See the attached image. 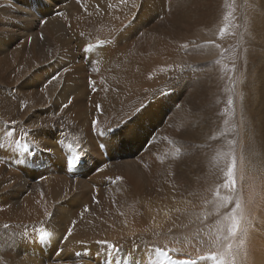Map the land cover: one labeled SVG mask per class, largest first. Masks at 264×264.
<instances>
[{"label":"bare ground","instance_id":"obj_1","mask_svg":"<svg viewBox=\"0 0 264 264\" xmlns=\"http://www.w3.org/2000/svg\"><path fill=\"white\" fill-rule=\"evenodd\" d=\"M41 1L0 0V264H119L123 253L170 264L158 248H194L178 240L191 227L174 222L224 193L205 149L214 117L209 61L182 70L189 39L219 32L212 21L223 1L50 0L56 12L39 18ZM252 4L236 92L248 91L236 145L244 219L215 264H264V0ZM116 143L127 146L119 156L108 149ZM91 156L103 162L92 173ZM40 229L51 235L40 239Z\"/></svg>","mask_w":264,"mask_h":264},{"label":"rangeland","instance_id":"obj_2","mask_svg":"<svg viewBox=\"0 0 264 264\" xmlns=\"http://www.w3.org/2000/svg\"><path fill=\"white\" fill-rule=\"evenodd\" d=\"M49 1L50 0H43L37 5V6H40L39 10L37 9V6H36L35 10L33 9L34 14L37 17L40 18L41 14H43V12L45 13V16L46 15L50 16L52 12H56V10H55L56 6H54ZM222 1H223V4H221L219 6V9L217 10V12L214 16V19L212 21V24L215 26V28H217V31H219V32H217V34L214 35L213 37H207V38H202V39H199V38L197 39L196 37H192L189 39L188 44H187V47L188 46L189 47L187 48L186 51H184L182 53V60H184V62L187 63V65L182 70L185 73V75L187 76L188 73H194L196 71L194 66H193L195 64V62L203 61V60L209 61V64L203 68V71L210 73L211 78H213L215 80L213 82V88L211 89L212 100H213V103L211 106L213 107V110H214V117L211 121L213 127H212V130H211L210 135H209L210 144L207 142V144H206L207 148H205V149H207L208 158L212 163V165L210 166V176H211L212 180L215 179L214 181H217L218 183H222L224 186L226 183V175L225 174H226L228 166L231 162L232 156L233 155L235 156L236 164L238 161L237 160L238 155L236 152L237 151L236 145H238V141H239V137H240V130H238L239 129V121H240V125L243 126L247 120V111H246L247 109L245 106L246 105L245 98H246V94L248 91L245 89L242 92L239 91L240 93L238 96H237L236 92H237L238 82L243 83L245 80V72L244 71H246V66L244 63H245V57H246L245 53L247 51L248 46L246 45V41H245L246 35L244 33H247V35L250 34L248 32V30L246 29V27H248L247 21H246L247 20V11L249 8L251 9L252 7H254V4H252V0H222ZM249 14H251L250 11H249ZM242 25H243V27H242ZM193 44H194V46H193ZM199 44H200V46H198ZM186 57L188 58V60ZM241 57H243V58H241ZM240 68L242 69V74L240 75V79L238 81V70ZM233 86H234V88H233ZM230 101H231V103H229ZM213 104H214V106H213ZM217 132H220V133H217ZM228 135H229V137H228ZM225 136L227 138H225ZM102 145H104V144H102ZM116 145H117V147L115 148V150H112L111 146L108 149H109V152L115 151L117 156H119V155H121V153H124V148L127 146H125L123 143H116ZM104 146L109 147L106 145H104ZM219 148H221V149H219ZM136 150H138L137 147H136L135 151ZM221 150H222V152H221ZM234 151H235V154H234ZM90 158H91L90 160L97 159L96 157H92V156ZM28 159H29L28 157H24L25 163L30 162ZM63 163H64V160H62V165L55 163L54 167L50 170V173H52L55 170L62 168ZM90 163H92V161L91 162L88 161V163L86 162V165H84V169H86L90 165ZM100 163H103V162L98 160V162H96V164L91 165L89 168V172L92 173L94 171V169ZM79 164L82 165V162L79 161ZM235 167H236V169H235V180H236L237 165ZM35 176H36L35 173H31L26 178L28 180H32L33 178H35ZM217 176H219V177H217ZM222 176H224V177H222ZM262 183H263L262 184L263 187L261 185L262 190H259L258 194H260V197L262 196V198H263L264 197V195H263L264 194V191H263L264 190V181H262ZM236 189H237V186H235L234 190L231 188H228V187H224V193L222 192L220 195L221 198L219 196V197H216V198L209 200L208 202H206L204 204V206L202 208L195 209L191 212L190 215L182 216V217H180V219L178 221L174 222L173 227H176V228L177 227H179V228L191 227V230L187 231L188 233L178 234L179 235L178 240H179V242H184L185 241L184 239L191 240L192 245L194 244L193 245L194 248L193 249L191 248L192 252L191 251H184V252L176 251V252H174V254H172V253H168V250L164 251L163 248L160 247V249L158 248L160 250L159 253L166 252V254L168 253L167 256H169V257H171V254L173 256H175L177 260H175L174 257L173 258L171 257L172 260H170V264H172L171 263L172 261H189V262H194V264H215L218 261L217 257L220 256L221 254L222 255L224 254V252H222V251L220 252L219 247L221 245H223V243L224 244L226 243L228 236H229L228 228L230 226L231 221H229L230 219L228 220L225 217L230 215L232 209L235 208L236 201L239 200V191L237 192L238 189L237 190ZM254 190H256V189H254ZM261 193H262V195H261ZM228 197H230V198H228ZM226 200H227V202H226ZM232 200H234V202ZM229 201H231V202H229ZM262 203H263V205H259V207H257V211L260 212V218L258 219L259 220V231H261L264 234V201ZM207 215H208V217H207ZM190 216H191V218H190ZM207 219H209V220L207 221ZM202 220H203V222H202ZM227 223H229V224L227 225ZM195 225L197 227H195ZM199 228L201 229L200 231H199ZM209 230H210V232H209ZM241 232H242V229H241ZM184 235H186V236H184ZM180 236H184V237L179 238ZM188 236H190V237L188 238ZM3 244H4L3 239L2 240L0 239V246L2 247ZM217 244H219V245H217ZM244 245H245L244 248H246V249L249 248L248 249V251H249L250 246L248 245V243L245 242ZM247 245H248V247H246ZM217 247H218L219 251L217 250ZM195 248L198 251H196ZM240 248L245 250L243 248V246H241ZM212 249H213V252H212ZM236 249L237 248H235V250ZM242 249H238L237 251H239V250L241 251ZM177 252H178V254H176ZM249 252H252V251H249ZM137 253L138 252H128L127 254L130 256L133 255V256L137 257L136 256ZM181 253L184 255H182ZM211 253H213V254H211ZM216 253H218L220 255H218ZM195 255H197V256H195ZM120 256H121L120 260H117V261H119V264H138L135 261L129 260V258H127L128 256L125 253L121 254ZM213 256H215V259L212 260L211 257H213ZM137 258H139V257H137ZM140 258H141V255H140ZM46 260H47V258H46ZM196 260H197V262H196ZM156 263H154V264H156ZM162 263H163V261H162ZM162 263L160 261L157 264H162ZM163 264H165V263H163Z\"/></svg>","mask_w":264,"mask_h":264},{"label":"snow or ice","instance_id":"obj_3","mask_svg":"<svg viewBox=\"0 0 264 264\" xmlns=\"http://www.w3.org/2000/svg\"><path fill=\"white\" fill-rule=\"evenodd\" d=\"M101 43H103V41ZM184 47H187V45H184ZM52 79H58V77L54 76ZM51 82H52V80L48 81L49 84ZM229 103H231V101ZM67 106L68 105H64V107H67ZM12 123H15V121H13ZM96 123H97V121H93V127H95ZM34 127H36V126L34 125ZM106 131L113 132V134H115L112 129H108ZM103 134H104L103 131L100 132V135H103ZM6 135H11V133L10 132L6 133ZM69 147H71V145H69ZM177 152H179V149H177ZM235 166H236V159H235V156L233 155L231 158V162L228 166L227 172L225 174L226 175V183H225L224 187L235 189V186H236ZM216 195L219 196V186L217 187ZM229 202H231V201H229ZM238 210H241V203L239 200L236 201L235 208L232 209L230 215L225 217L226 219H230V221H231L230 226L228 228L229 237H235L236 236L237 232L240 230V222L242 219H244L242 210H241V214L239 216H237ZM85 211H87V209H85ZM45 215H49V214L47 212H45ZM73 224H75V221H73ZM4 227L7 228L8 225L5 224ZM50 235L51 234L44 229L39 230V238L40 239H45V238L49 237ZM70 235H72V229L71 228L68 229L67 235L64 237V239L67 240V237ZM100 243L107 245L108 242L107 241H100ZM108 247H114V246L108 245ZM229 247H230V245H229ZM159 251L160 250L157 249V252H159ZM161 254L164 255L167 259L171 260V257L167 256L166 253H161ZM212 258L215 259V256H213ZM172 264H194V262L172 261Z\"/></svg>","mask_w":264,"mask_h":264}]
</instances>
